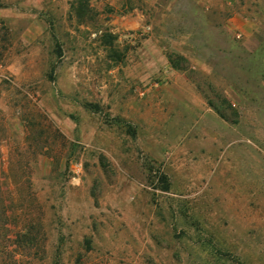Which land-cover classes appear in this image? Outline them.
<instances>
[{"label":"rangeland","instance_id":"374dc122","mask_svg":"<svg viewBox=\"0 0 264 264\" xmlns=\"http://www.w3.org/2000/svg\"><path fill=\"white\" fill-rule=\"evenodd\" d=\"M84 1L0 0V264H264V0Z\"/></svg>","mask_w":264,"mask_h":264},{"label":"trees","instance_id":"16d2710c","mask_svg":"<svg viewBox=\"0 0 264 264\" xmlns=\"http://www.w3.org/2000/svg\"><path fill=\"white\" fill-rule=\"evenodd\" d=\"M72 8L75 9L77 12L78 11L84 12V13L89 12L88 5L84 0H73ZM168 61H169L170 65L173 69L179 70V66L177 64H174L170 58L168 59ZM225 103L223 102L222 104L224 105ZM209 105H211L210 107L213 108V110L218 114V116L222 120H224L225 122L230 123V124H236L237 123V116H235V119H231V118H229L228 115H226L224 113L225 112L224 110L221 111L219 108H214L213 105L210 103H209ZM227 106H228V109L230 110V106L229 105H227ZM12 168H13V166L11 165V163L8 162L6 178L4 180H1V178H0V214H1V216H0V232L1 231L2 232L7 231L6 225H7V223L10 222V217H11V215H10L11 213H7V211L12 206H14L15 203H21L19 201V199L17 198V196L21 195L23 188H25L24 187L25 184H28V185L30 184L29 180H22V178H20V177L19 178L13 177V179H11L9 174H10V171L12 170ZM162 180H165V178L163 177ZM7 185H9L10 189H8ZM3 187H5V188H3ZM166 190H168L167 185L165 186V191ZM5 195H7L6 198H5ZM24 201H25V198H23L22 202L24 203ZM18 219H20V222H22V220L25 221L27 218H26V216L23 215L21 217H18ZM22 232H20V229L18 231H16L15 237L23 239L24 242H26V243L29 241L31 242L32 237L30 235V231L26 230L24 233H22Z\"/></svg>","mask_w":264,"mask_h":264},{"label":"crops","instance_id":"0c3cea01","mask_svg":"<svg viewBox=\"0 0 264 264\" xmlns=\"http://www.w3.org/2000/svg\"><path fill=\"white\" fill-rule=\"evenodd\" d=\"M196 67H197V69H199L200 70V72H202L203 74H205L206 76L207 75H215V73H213L212 71H211V69L213 70V68H211V65L209 64V63H201V65L199 64V65H195ZM192 67V69H194V70H196V67ZM193 85L191 84V83H189V81L187 80V88H188V90L190 91V94L191 95H189L188 97H190V99L191 98H193V99H195L196 101H197V103H198V107H199V109L201 110V113L202 112H204V114H210L211 116H213V118L217 121V122H219V124H217L218 125V127L219 128H221V129H215V132H214V130L213 129H211L210 130V132H211V134H209V135H212L213 133H216V136L214 137L213 135L210 137V136H208V137H210V140H215V142H216V144H217V146L218 145H221V148H223L222 147V145L224 146V144H222V143H220V142H222L223 140L224 141H226V143H237L238 144V142L240 141L241 142V140L239 139V137L241 136H239L238 137V135H237V132H238V129H237V125H238V123H236V124H230V123H227V122H225L224 120H222L219 116H218V114L213 110V108H211L210 106H208L207 104H205L204 102L205 101H203V99L199 96V95H196V93H195V89L192 87ZM227 92H235V89L233 90V91H227ZM197 106V105H196ZM197 107V108H198ZM187 108L189 109V113L191 114L192 113V108L190 107V103L187 105ZM192 110V111H191ZM201 131V135H203V136H207V132L205 131V130H203V129H201L200 130ZM213 137V138H212ZM235 137H238V139L236 138V140L234 139ZM212 138V139H211ZM249 138H248V136H244L243 138H242V140H244L245 141V144L247 145V142L249 141L248 140ZM212 142V141H211ZM228 144V145H229Z\"/></svg>","mask_w":264,"mask_h":264}]
</instances>
